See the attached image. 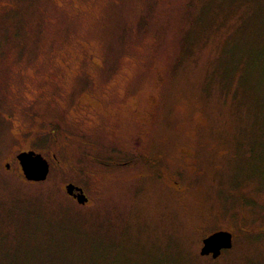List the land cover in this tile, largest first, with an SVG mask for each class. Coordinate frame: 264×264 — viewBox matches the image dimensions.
I'll list each match as a JSON object with an SVG mask.
<instances>
[{
  "label": "rangeland",
  "instance_id": "obj_1",
  "mask_svg": "<svg viewBox=\"0 0 264 264\" xmlns=\"http://www.w3.org/2000/svg\"><path fill=\"white\" fill-rule=\"evenodd\" d=\"M0 264H264V0H0Z\"/></svg>",
  "mask_w": 264,
  "mask_h": 264
},
{
  "label": "water",
  "instance_id": "obj_2",
  "mask_svg": "<svg viewBox=\"0 0 264 264\" xmlns=\"http://www.w3.org/2000/svg\"><path fill=\"white\" fill-rule=\"evenodd\" d=\"M16 159L25 180L40 182L47 178L49 165L41 154L35 153L34 151L21 152L16 156ZM6 167H8V164H6ZM64 190L67 195L73 196L78 204L84 205L88 202L80 187L70 183L64 186ZM74 191H77V193L74 194ZM201 243L199 254L201 256L210 255L215 259L223 251L232 248L233 236L226 230H219L204 237Z\"/></svg>",
  "mask_w": 264,
  "mask_h": 264
},
{
  "label": "flooded vegetation",
  "instance_id": "obj_3",
  "mask_svg": "<svg viewBox=\"0 0 264 264\" xmlns=\"http://www.w3.org/2000/svg\"><path fill=\"white\" fill-rule=\"evenodd\" d=\"M8 118H9V120H12V115L10 116H8ZM27 135V134H26ZM42 135H43V133H42ZM51 141L54 143V144H57L58 143V139H56V137H54L53 139H51ZM52 142H50L51 144H52ZM136 143L137 142H135V145H136ZM138 145H139V142L137 143ZM59 149H62V146H60V148ZM27 151H33V150H31L30 148H27V149H23V150H21V151H19L15 156H14V158L16 159V156L19 154V153H21V152H27ZM62 151V150H61ZM36 153V152H35ZM124 153H126V150L124 149ZM50 161L49 160H47V162H48V165H49V170H50V168H51V163H54V164H60V160L59 159H57V155L55 154V153H53V152H51L50 153ZM16 161H17V159H16ZM17 163H18V161H17ZM126 162L123 164V167L122 168H125L126 167ZM9 165V164H8ZM128 166V165H127ZM20 167V166H19ZM49 174V173H48ZM175 182V181H174ZM67 184H70V183H65L64 184V186H66ZM71 184H73V183H71ZM74 186H77V185H75V184H73ZM77 187H79V186H77ZM81 188V187H80ZM82 189V188H81ZM82 192H83V189H82ZM75 193H77V191H74V194ZM83 194L85 195V193L83 192ZM69 196V195H68ZM69 197H71L75 202H77L76 201V199L73 197V196H69ZM85 197L87 198V196L85 195ZM88 199V198H87ZM219 231V230H218Z\"/></svg>",
  "mask_w": 264,
  "mask_h": 264
}]
</instances>
